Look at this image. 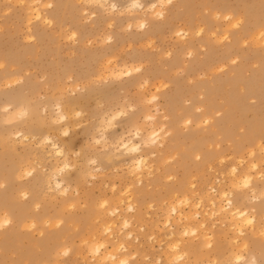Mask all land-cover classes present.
Here are the masks:
<instances>
[{
    "label": "rangeland",
    "instance_id": "rangeland-1",
    "mask_svg": "<svg viewBox=\"0 0 264 264\" xmlns=\"http://www.w3.org/2000/svg\"><path fill=\"white\" fill-rule=\"evenodd\" d=\"M40 1L49 3L41 10L50 22L39 25L33 19L29 25L24 5ZM85 1L0 0V216H9L4 205L13 201L28 206L23 218L35 222L18 226L11 215L9 225L0 227V264H98L101 252H90L87 244L92 239L109 248L124 241L126 251L119 254L129 258L128 264H264V180L246 170L257 161L264 176V43L241 34L250 18L249 6H256L260 19L252 18L264 30V0H174L161 7L164 19L146 12L154 0H141L147 8L138 9L139 14L131 11L129 0H112L119 8L113 15ZM226 15L237 19V25ZM143 19L145 29L135 26ZM109 20L112 25L107 26ZM178 28L186 35L176 36ZM230 47L231 58L237 60L224 56ZM250 82L260 90L257 95L250 92ZM233 93L240 105H234L224 122ZM58 105L65 120L58 116ZM18 110L26 113L16 114ZM146 114L154 121L144 120ZM152 123L164 126L166 141L155 157L150 155L149 170L137 182L119 145L135 128L144 125L146 134ZM18 131L30 142H23ZM44 135L61 147L62 156L42 154L39 141ZM136 140L142 154L151 151ZM203 148L222 151L226 161L202 165V156L196 155ZM233 164L240 175L245 170L253 175L255 194L242 183L232 189ZM19 168H33L34 174L18 178ZM51 178L66 185L65 195L55 192ZM219 187L233 192L234 207L249 209L252 215L258 210L252 226L239 224L244 233L231 231L229 220L214 215L211 206H197L206 189L215 195ZM21 190L26 198L20 197ZM183 198L190 203H182ZM129 202L134 210L127 208ZM170 204L178 205L177 214L170 212ZM110 208L118 214L110 216ZM198 212L205 218L206 238L198 223L201 217H194ZM178 214L192 217L191 222L179 220ZM164 216L171 226L164 228ZM124 217L130 221L128 228L121 225ZM108 219L114 227L104 234ZM186 224L202 235L181 234ZM10 231L14 234L8 236ZM181 235L183 257L175 262L168 247ZM205 239L211 240L210 247ZM239 255L242 261L236 260Z\"/></svg>",
    "mask_w": 264,
    "mask_h": 264
},
{
    "label": "bare ground",
    "instance_id": "bare-ground-1",
    "mask_svg": "<svg viewBox=\"0 0 264 264\" xmlns=\"http://www.w3.org/2000/svg\"><path fill=\"white\" fill-rule=\"evenodd\" d=\"M13 1H15V0H13ZM172 1H174V0H154L151 4H149V6H147V7H143L141 4H142V1L141 0H129V2H130V4H129V7H130V9H131V11H133V13H138V9L140 10H145V8H147L148 10H146V12H149L148 14H149V16H151L152 18L153 17H155V18H157L158 17V15H157V13L158 12H161V13H163V15L162 16H160V17H163V19H164V12H163V10L161 9V7L162 6H164V8L166 7L165 5L166 4H169V3H171ZM31 2V1H30ZM85 2H87V4L89 3V4H92V5H95V6H97L98 8H101V9H103L105 12L104 13H106V12H109L110 13V15L112 14H114L113 12L117 9L116 8V4L115 3H113V1L112 0H87V1H85ZM35 3V2H34ZM183 3H186V0H183ZM24 4V3H23ZM31 4V3H30ZM84 4V3H83ZM86 4V5H87ZM46 5H48L49 6V3L48 2H43V1H40V4H37V5H28V2H27V4H25L24 5V10L26 11V13H27V22H29L28 24L30 25L31 23V21L34 19V20H36V21H38L39 23V25L41 24V23H46V22H50V20H49V18L46 16V15H44L43 14V12L44 11H42L41 9L43 8V7H47ZM153 5H155V7H153ZM128 7V8H129ZM127 8V9H128ZM119 9V8H118ZM117 9V10H118ZM128 11V10H127ZM118 12V11H117ZM121 12H123V11H121ZM120 12V13H121ZM129 12V11H128ZM145 12V13H146ZM249 13H248V15H249V19L246 21V23L244 24V27H243V31H242V36H245L247 39H249V40H253V39H255L256 41H257V43L258 44H260V42L261 43H264V30H262V29H258L257 27V25L256 24H258V22L255 24V22L253 21L254 19H255V17H257L258 16V18H259V14H258V12H257V8H256V6H249V11H248ZM95 13V12H94ZM124 13V12H123ZM46 14V13H45ZM88 14V13H87ZM93 14V13H92ZM92 14H91V17H92ZM107 14V13H106ZM129 14V13H128ZM139 14V13H138ZM230 14H232V13H230ZM233 15V14H232ZM144 16V15H143ZM157 16V17H156ZM232 17V16H231ZM231 17H230V15L228 16V15H226V19H228L229 20V18L231 19ZM254 19H253V18ZM136 18H138L139 19V17H136ZM220 18V17H219ZM218 18V19H219ZM222 18V17H221ZM220 18V19H221ZM91 19V18H90ZM154 19V18H153ZM239 19H241V18H239ZM260 19V18H259ZM170 20V19H169ZM237 20V19H236ZM235 20V18H234V20H229V22L231 21L232 23H233V25H237V21ZM255 20H257V19H255ZM139 22L138 23H136L135 24V26L138 24V26L137 27H139V28H141L140 27V25L143 23L144 25H145V27H143V29H145L146 27H147V25H148V23L146 22V20H138ZM260 21L261 20H259V23H260ZM136 22V21H135ZM230 22V23H231ZM112 22L109 20L107 23H106V25L107 26H110V25H112L111 24ZM229 23V24H230ZM231 23V24H232ZM130 25V24H129ZM134 24L132 23V25L131 26H133ZM130 26V27H131ZM29 28V27H28ZM27 28V29H28ZM198 28V27H197ZM142 29V28H141ZM179 29V28H178ZM183 29V28H182ZM199 29V28H198ZM29 30V29H28ZM175 30H177V29H175ZM176 31H174V33H175ZM189 32V31H188ZM187 32V33H188ZM194 32V31H193ZM200 32V30H198L197 31V33H199ZM177 33V35L176 36H185L186 34H184L185 33V31L183 32V31H181L180 29L176 32ZM191 33V32H190ZM201 33V32H200ZM193 34V33H192ZM240 34V35H241ZM72 35H73V33H72ZM226 35H227V33H226ZM225 35V37H223V39L225 38H227V36ZM187 36H188V34H187ZM73 37H76V36H74L73 35ZM30 38V37H29ZM68 38H71V36L69 35V37ZM185 38V37H184ZM240 38V37H239ZM73 39V38H72ZM71 39V40H72ZM108 39V38H107ZM181 39V38H180ZM183 39V38H182ZM222 39V38H221ZM216 41L218 40V39H215ZM180 41H182V40H180ZM219 41V40H218ZM217 41V42H218ZM222 41V40H221ZM237 41H239V39H237ZM189 45V44H188ZM202 47V46H201ZM204 47V46H203ZM186 48H188V47H186ZM233 49V47H230V49H228L227 51H226V53H225V57L226 58H231V52L233 51L232 50ZM191 55V54H190ZM233 59H236L237 60V58L235 57V58H231V60H233ZM228 61H230L229 59H227ZM235 60V61H236ZM106 63V62H105ZM106 64H108V63H106ZM123 65L124 66H126L124 63L122 64V67H123ZM107 67H108V65H106ZM114 66V65H113ZM112 66V67H113ZM221 66H223V64H221ZM104 67V66H103ZM107 67H105L106 68V71H107ZM115 68H116V66H115ZM136 68V69H135ZM135 68H132L131 67V69H133V70H138L139 69V67H135ZM219 68V67H218ZM225 68V67H224ZM123 69V68H122ZM129 69V68H128ZM215 69V68H214ZM213 69V70H214ZM220 69H222V67H220ZM121 70V69H120ZM133 70H131V72L133 71ZM110 73H111V75L112 74H115L116 75V71L114 72V70H108ZM124 71V70H123ZM127 70H125L124 72H126ZM131 72L130 73H128V74H131ZM119 72L117 71V74H118ZM124 74V73H123ZM126 74V73H125ZM115 75H113V76H115ZM119 76H121V75H119ZM262 78L264 79V73H263V76H262ZM10 80V79H9ZM14 81V80H13ZM212 84V83H211ZM253 85H252V82H250L249 83V90H250V92L251 93H254V94H258L259 93V91L260 90H258V89H255L254 87H252ZM243 90V89H242ZM151 97H153V95L151 96ZM156 97V96H155ZM229 97H231V107L229 108V109H227V110H225L224 111V114L225 115H223L222 116V118H223V120L222 121H224V122H226L227 120H229L230 119V115H231V111H232V109H233V107H234V105L238 102V104L240 105V102H239V100H235L234 99V97H235V95H234V93L233 94H231V96H229ZM151 99H153V100H156L154 97L153 98H151ZM152 101V100H151ZM6 107H8V105H6ZM199 108H200V110L202 109V107H200L199 106ZM57 109H58V116H59V118H61V117H64V119L63 120H65L66 119V115L62 112V107L60 106V105H58V107H57ZM196 109H197V107H196ZM199 110V111H200ZM24 111V110H23ZM22 110H18V111H16V114H20V115H23V114H25L24 112H23ZM120 112V111H119ZM118 112V113H119ZM212 112H213V110H212ZM218 113V112H217ZM220 113V112H219ZM147 115V114H146ZM204 115V114H203ZM165 116V115H164ZM205 119L206 120H208V122H210V119L209 118H207V117H205ZM61 120V119H60ZM144 120H147V121H154L153 120V117L152 116H150V115H147V116H145V118H144ZM188 120V119H187ZM62 121V120H61ZM186 121V120H185ZM190 121H191V119H190ZM187 122V121H186ZM231 122V121H230ZM190 123V122H189ZM185 124H187V123H185ZM144 126V125H143ZM142 126V127H143ZM161 126V127H160ZM159 127L158 126H156L155 125V123H152L151 125H150V130L146 133V134H144V131H143V128L141 127V128H135V132L134 133H132V136H130V137H128V138H123L122 140H121V143H120V145H119V153L121 154V155H125L126 157H128L129 159L127 160V161H129V164H131V168H132V171L130 172V173H133L132 174V176L134 177V179L136 178V180H137V182H139V181H141V178H142V173H143V171L144 170H149V163H148V161H149V157H150V155L151 156H154L155 154L154 153H156V152H158V147L159 146H161V147H163L162 145L164 144V142L166 141H164V137H163V135L165 134L164 132H163V127L164 126H162V125H160ZM166 127V126H165ZM165 129V128H164ZM212 130H213V127H212ZM215 130H216V127H215ZM168 131H170V129L168 130ZM251 132V131H250ZM172 133V132H171ZM15 134H17L18 135V137L20 136V138L22 139V141L24 142V141H27V142H30V141H28L29 139H28V136L27 135H23V133H21L20 131H18L17 133H15ZM143 135V136H142ZM145 135V136H144ZM167 135V134H166ZM27 136V137H26ZM243 136V135H242ZM237 137H239V136H237ZM236 137V138H237ZM245 138V137H244ZM246 138H248L249 139V136H248V134H247V136H246ZM245 138V139H246ZM136 139H139V140H142V142H144V144H145V147H147V148H150V150L151 151H149L148 153H146L145 155L144 154H142V150H141V142L140 141H137ZM216 139V138H215ZM214 139V140H215ZM41 140V142L39 141V144H41V146L39 145V148L41 147V150H43L42 151V154H43V152H44V154L46 153V154H48L49 152H51V157L52 156H62L63 155V151L61 150V147H59L58 145H57V143L55 142V141H53L52 140V138L50 137V136H47V135H44V137L42 138V139H40ZM260 141V140H259ZM27 142H25V143H27ZM229 142H230V140H229ZM231 143V142H230ZM258 142H256V144H257ZM240 144V147H242L244 144L243 143H239ZM247 145H252L253 143H246ZM255 144V145H256ZM29 145V144H28ZM45 146L47 147V148H49V150L48 151H44V149H45ZM257 146V145H256ZM232 147H233V145H232ZM231 147V148H232ZM247 147V146H246ZM255 147V146H254ZM257 147H259V146H257ZM202 148V147H201ZM15 149V148H14ZM254 149V148H253ZM256 149V148H255ZM259 150V149H258ZM263 151V150H262ZM145 152V151H144ZM143 152V153H144ZM160 152V151H159ZM241 152V151H240ZM201 153V155H199ZM41 154V155H42ZM199 154H197L196 156H199V158H201L200 156H202V165H209V164H211V162L213 163V161L214 160H219L220 161V163H223V161L226 159V158H224V155H222V151H219V150H217V151H208V150H205L204 148H203V150L201 149V151L199 152ZM249 154L250 155H252L253 156V150L251 149L250 151H249ZM49 155V154H48ZM44 157L46 156V155H43ZM50 156V155H49ZM49 156H48V158H49ZM156 156V155H155ZM154 156V157H155ZM241 156V155H240ZM151 158V157H150ZM253 160V159H252ZM226 161V160H225ZM263 161V160H262ZM261 161V162H262ZM257 162V161H256ZM256 162H250L249 164V166L246 168V170L247 171H252V172H255L256 173V176L257 177H259V179H263L264 180V176L261 174V172L259 171L258 172V169H259V163H256ZM259 162V161H258ZM151 163V162H150ZM230 164V163H229ZM64 165H66V164H64ZM213 165V164H212ZM211 165V166H212ZM220 165V164H219ZM247 165V164H246ZM130 166V165H129ZM153 167V166H152ZM230 168H229V174L231 175V177H232V181L230 182V186L232 187V189H234V187L236 186V184H238V183H242V186L244 187V188H248L249 190H247V191H250V192H253L254 194H255V189H254V187H253V182L254 181H256V180H254L253 181V175L252 174H250V172H247L246 170H245V172H243V175H240V172H238V167H237V165L236 164H233L232 166H229ZM245 167V166H244ZM243 167V168H244ZM130 168V169H131ZM212 168H213V166H212ZM33 169V168H32ZM32 169H29V168H19L18 169V178H21L22 176H25V177H30V176H33V174H34V170H32ZM63 169H64V167H63ZM129 169V170H130ZM14 170V169H13ZM12 170V171H13ZM211 170V169H210ZM52 171H53V169H52ZM151 171V170H150ZM58 172V171H57ZM57 172H55L54 174V177L56 176V175H58L57 174ZM59 172H60V170H59ZM219 173H221L220 171H218ZM12 173V172H11ZM228 173V172H227ZM14 174L16 175L17 173H16V171L14 172ZM151 174V173H150ZM221 174H223V173H221ZM227 175V174H226ZM225 176V175H224ZM53 177V178H54ZM58 177V176H57ZM257 177H256V179H257ZM53 178H51L52 180H53V185L51 186L52 188L53 187H55V192L56 193H58L59 195H65L66 194V191H67V188L65 187L66 185H62V183L63 182H61L60 180H58L57 178H55V179H53ZM219 179V178H218ZM30 180V179H29ZM49 180H50V178H49ZM48 180V181H49ZM220 180V179H219ZM33 181V180H32ZM47 181V180H46ZM262 181V180H261ZM261 181H260V183H261ZM264 182V181H263ZM263 182H262V185H263ZM2 183H3V181H2ZM5 183V182H4ZM9 183V182H8ZM30 183V182H29ZM215 183V182H214ZM213 183V184H214ZM217 183V182H216ZM222 183V182H221ZM220 183V184H221ZM35 184V183H34ZM46 184V183H45ZM47 185H49V184H47ZM215 185V184H214ZM256 185V184H255ZM10 186V185H9ZM264 186V185H263ZM8 187V186H7ZM18 187V186H17ZM129 186H126V191H127V188H128ZM46 188H47V186H46ZM50 187H48L47 189H49ZM210 188V187H209ZM256 188V187H255ZM258 188H259V186H258ZM262 188V187H261ZM211 189V188H210ZM257 189V188H256ZM22 190H24V189H22ZM21 190V191H22ZM45 190V189H44ZM207 190V189H206ZM206 190L203 192V194L205 195V196H201L200 198H199V201L197 202V206L198 207H201L202 205H203V203H205L206 204V206L208 205L209 206V208H210V206L213 208V214L215 215V213L216 214H218V215H222L223 217H224V219L225 220H229V225H228V227H229V229L232 231V230H237L238 231V233H240V234H242V233H244L243 232V230L240 228L241 226H239V224H245V225H253V223H254V221H255V216H254V213H255V211H258V210H256V208L255 207H259V205L257 204H255L256 206H254L253 205V207L255 208V211L253 212L252 210V212H253V215L252 214H249V209H243V210H241V209H238L237 208V205L234 207V203H233V192H231V191H226V190H224V188H222V187H219L218 188V190H217V194H212V195H209V194H207L206 193ZM216 191V190H215ZM22 192H24V191H22ZM257 192H259V190L257 191ZM177 193V192H176ZM244 193V192H243ZM248 193V192H247ZM264 194V193H263ZM197 195V194H196ZM0 196H1V194H0ZM173 196H174V193H173ZM183 196H185V195H183ZM182 196V197H183ZM20 197H24V198H26L27 197V195H26V192H24V193H22V194H20ZM175 197V196H174ZM173 197V198H174ZM186 197H187V195H186ZM245 197V196H244ZM177 198V197H176ZM185 198V197H184ZM183 198V199H184ZM249 198V197H248ZM257 197L255 196V198L254 199H256ZM260 198V197H259ZM205 199H206V202H205ZM234 199H235V197H234ZM244 199V198H243ZM253 199V200H254ZM258 199V198H257ZM2 200H4V199H2ZM121 200H122V198H121ZM189 198H186V199H184L183 201H181L182 203L183 202H185L186 203V205H188L190 202H189ZM222 200H224L225 202H226V204L224 205V206H220L221 204H220V202L222 201ZM242 200V199H241ZM240 200V201H241ZM245 200H246V198H245ZM249 200V199H248ZM236 201V200H235ZM128 202V201H127ZM133 202V201H132ZM132 202L130 203L129 202V204H128V206H127V208L128 209H130V210H134V206H133V204H132ZM181 202L179 201V203L181 204ZM261 202H263V201H261ZM260 202V203H261ZM30 202H28V204H29ZM104 203V202H103ZM135 203V202H134ZM235 203H237V202H235ZM240 203H242V202H240ZM38 203H36V205H37ZM104 204H106V203H104ZM239 204V203H238ZM264 204V203H263ZM171 205V204H170ZM182 205V204H181ZM192 205V204H191ZM240 205V204H239ZM243 205V204H242ZM250 205V204H249ZM249 205H248V207H249ZM194 206H195V204H194ZM227 206V208H225L224 209V207H226ZM260 206H262L261 204H260ZM4 207H6V210L8 211V212H10V214H9V216H8V214H6L7 216H0V227L1 226H7V225H9V223H10V221H12L11 219L13 218L14 220H15V224L16 225H18V226H24L26 223H29L27 220H25V218H23V217H25V215H26V213H27V211H28V206H25V205H17L16 203H14L13 201L11 202V203H8L7 204V206H5L4 205ZM167 207H168V205H167ZM208 208V207H207ZM209 208H208V210H209ZM243 208H245V207H243ZM247 208V207H246ZM253 208V209H254ZM200 209V208H199ZM204 209V208H203ZM263 210H264V208H262ZM262 209H261V211H262ZM5 210V211H6ZM116 208L115 209H109L108 211H109V215L111 216H113V214L116 212ZM137 210V209H136ZM188 210H190V208L188 209ZM201 210V209H200ZM226 210H228V211H226ZM6 211V212H7ZM193 211V210H192ZM210 211V210H209ZM212 211V210H211ZM7 212V213H8ZM169 212V211H168ZM170 212H173L174 214H177V212H178V205L177 204H173V205H171V207H170ZM117 213V212H116ZM180 213V212H179ZM5 214V213H4ZM118 214V213H117ZM169 214V213H168ZM208 214V213H207ZM212 214V215H213ZM11 215H12V218H11ZM179 215V220H184L185 221V223H187V222H191V221H189V220H191L190 218H192V217H190L189 218V216H182L181 214H178ZM122 216V215H121ZM192 216V215H191ZM201 217V220H199V226L200 227H202V228H204V230H202V231H205L204 232V237L205 236H208L207 234H206V228H205V218L204 217H202V215H201V212H198V213H196V215L194 216V217ZM206 216H208V215H206ZM210 216V215H209ZM208 216V217H209ZM117 217V216H116ZM178 217V216H177ZM219 217V216H218ZM222 217V218H223ZM164 218H165V216H164ZM197 219V218H196ZM221 219V218H220ZM30 220V219H29ZM173 220V219H172ZM7 221V223H5ZM193 221V220H192ZM13 223V222H12ZM114 221H112V219H108V221H107V223L106 224H104V226L102 227V230H103V233L105 234V233H109L110 231H111V228H112V226L114 225ZM121 223V222H120ZM197 223V224H198ZM226 224H227V222H225ZM30 226H32V225H34L35 224V222L33 221V220H31L30 221ZM175 224V223H174ZM188 224V223H187ZM187 224L183 227V228H181L182 229V233L181 234H184V235H187V236H190V235H195L196 237L195 238H197V236L198 235H202V233L203 232H197V228H188V226H187ZM121 225L124 227V228H128L129 226H131V224H130V221H129V219L127 218V217H124L123 218V220H122V223H121ZM163 225L165 226L164 228H166V226H171V221H170V218L167 216L165 219H164V221H163ZM211 225V224H210ZM262 225V224H261ZM264 225V224H263ZM225 226V225H224ZM114 227V226H113ZM195 227H196V225H195ZM248 228V227H247ZM13 229V227L11 228L10 227V230H12ZM228 229V228H227ZM263 229V228H262ZM178 230V229H177ZM259 230V229H258ZM169 231V235H171V236H173V232H170V230H168ZM102 232V231H101ZM113 232V231H112ZM258 232V231H257ZM111 233V232H110ZM116 233V232H115ZM126 233H128L127 234V236H130V234H131V232H126ZM125 233V234H126ZM177 233H179V232H177ZM176 233V234H177ZM221 233H223V231L221 232ZM234 233H235V231H234ZM261 233V232H260ZM11 234H14L13 232H11L10 231V233L8 234V236L9 235H11ZM113 234V233H112ZM108 235H110V234H108ZM180 235V234H179ZM184 235H181V237H180V239H177L176 241H175V243L172 245V246H170V247H168V249L170 250V252L172 253V255L174 256V261L175 262H177V261H179V259H182V257H183V253H182V251H181V238H182V236H184ZM230 235V234H229ZM234 235V234H233ZM119 236V235H118ZM126 236V237H127ZM171 236H169V237H171ZM262 236V235H261ZM98 237V236H97ZM122 236H120V238H121ZM151 237V236H150ZM149 237V238H150ZM166 237H167V234H166V236H165V240H166ZM210 237V236H209ZM208 237V238H209ZM232 237V236H231ZM94 238V237H93ZM96 238V237H95ZM116 238V237H115ZM140 238V237H139ZM154 238H155V236H154ZM206 238V237H205ZM230 238V237H229ZM86 239H89V238H86ZM92 239V238H91ZM103 239V238H102ZM112 239V238H111ZM161 239V238H160ZM175 239V238H174ZM188 239V238H187ZM193 239V238H192ZM200 239H202V237L200 238ZM199 239V240H200ZM117 240V239H116ZM119 240V239H118ZM206 240V239H205ZM204 240V241H205ZM234 241H235V239H233ZM108 241V240H107ZM106 241V242H107ZM154 241V240H153ZM157 241V240H156ZM160 241V240H159ZM158 241V242H159ZM87 242V241H86ZM260 242V241H259ZM108 243V242H107ZM166 243V242H165ZM184 243V242H183ZM262 243H263V241H262ZM88 244V246H89V250H90V252H92V253H96V252H101V254H99L98 256V259H97V263L98 264H128L129 263V258L127 257V256H121V254H119L120 252H122L123 250H125L126 251V248H127V245H126V243L124 242V241H117V244H115L114 243V245L111 247V248H109V247H107L106 246V243L105 242H101V241H96V239L95 240H89V242L87 243ZM163 244V243H162ZM205 244H206V246L207 247H210V245L212 244L211 243V240L209 239V240H206L205 241ZM234 244V243H233ZM246 244V243H245ZM235 245V244H234ZM238 245V244H237ZM241 245V244H240ZM239 245V246H240ZM244 245V244H243ZM264 245V244H263ZM186 247V246H185ZM238 247V246H237ZM241 247V246H240ZM243 247V246H242ZM3 247H0V249L3 251V249H2ZM213 248V247H212ZM239 248V247H238ZM243 248H245V249H247L245 246L243 247ZM244 249V250H245ZM261 249H262V246H261ZM167 250V249H166ZM264 250V249H263ZM62 251V250H61ZM68 252V251H67ZM186 252V251H185ZM215 252V251H214ZM219 252V251H218ZM242 252V251H241ZM66 253V251H64L63 250V254H65ZM250 253V252H249ZM262 253L264 254V252L262 251ZM67 254V253H66ZM129 254V253H128ZM187 254V253H186ZM242 254V253H241ZM245 254V253H244ZM93 255V254H92ZM216 255V254H215ZM165 256H166V254H165ZM207 256V255H206ZM236 256V255H235ZM254 256V255H253ZM131 257V256H130ZM214 256H212V258H213ZM219 257V256H218ZM237 257H240V255L239 256H237ZM237 257H236V260H238L237 259ZM242 257V256H241ZM245 256H243V258H244ZM251 258V257H250ZM253 258V257H252ZM251 258V259H252ZM229 259V258H228ZM251 259H250V261H251ZM254 259H255V257H254ZM214 260H215V258H214ZM241 260V259H240ZM240 260H238V261H240ZM246 260V259H245ZM244 260V261H245ZM183 261V260H182ZM194 261V260H193ZM199 261H201V259L199 260ZM210 261V260H209ZM212 261V260H211ZM242 261V260H241ZM170 262V261H169ZM205 262H206V259H205ZM194 263V262H193ZM192 263V264H193ZM210 263H213V261L212 262H210ZM209 263V264H210ZM245 263H246V261H245ZM248 263V262H247ZM250 263V262H249ZM191 264V263H190ZM251 264V263H250Z\"/></svg>",
    "mask_w": 264,
    "mask_h": 264
},
{
    "label": "clouds",
    "instance_id": "clouds-1",
    "mask_svg": "<svg viewBox=\"0 0 264 264\" xmlns=\"http://www.w3.org/2000/svg\"><path fill=\"white\" fill-rule=\"evenodd\" d=\"M153 7H155V5H153ZM157 15H158V16H162L163 13L158 12ZM140 27L143 28V27H145V25L142 23V24L140 25ZM78 115H79V114H78ZM60 119L63 120L64 117H61ZM5 223H7V221H6ZM237 259L240 260V259H242V258H241V257H237ZM252 264H255V261H254V260L252 261Z\"/></svg>",
    "mask_w": 264,
    "mask_h": 264
}]
</instances>
